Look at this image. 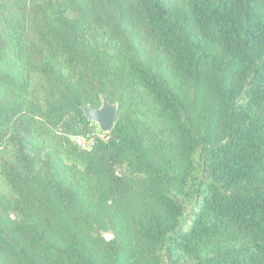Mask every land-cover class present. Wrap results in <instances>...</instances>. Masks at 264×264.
Instances as JSON below:
<instances>
[{"label": "trees", "instance_id": "16d2710c", "mask_svg": "<svg viewBox=\"0 0 264 264\" xmlns=\"http://www.w3.org/2000/svg\"><path fill=\"white\" fill-rule=\"evenodd\" d=\"M0 264H264V0H0Z\"/></svg>", "mask_w": 264, "mask_h": 264}, {"label": "water", "instance_id": "95a60500", "mask_svg": "<svg viewBox=\"0 0 264 264\" xmlns=\"http://www.w3.org/2000/svg\"><path fill=\"white\" fill-rule=\"evenodd\" d=\"M83 116L98 126V129L105 134H109L118 119V104H111L106 96L101 97V105L98 109L91 106L82 109ZM105 240H111L112 235L106 234Z\"/></svg>", "mask_w": 264, "mask_h": 264}, {"label": "built area", "instance_id": "2783aa9c", "mask_svg": "<svg viewBox=\"0 0 264 264\" xmlns=\"http://www.w3.org/2000/svg\"><path fill=\"white\" fill-rule=\"evenodd\" d=\"M74 143L83 150H89L92 145L100 140L102 142H106L108 140V134L102 133L98 128L88 136V139H84L80 136L75 137Z\"/></svg>", "mask_w": 264, "mask_h": 264}, {"label": "rangeland", "instance_id": "374dc122", "mask_svg": "<svg viewBox=\"0 0 264 264\" xmlns=\"http://www.w3.org/2000/svg\"><path fill=\"white\" fill-rule=\"evenodd\" d=\"M27 30H28V35H29V36H32L33 28H32L29 24H27ZM90 127H93V128H94L93 130H96V129L98 128V126L95 125L94 123H91V124H90ZM55 135H56L57 137H61L62 134H60V133H55ZM71 140H73V139L71 138ZM74 141H75V140H73V142H74ZM79 149H80V150H83V149H81L80 147H79ZM63 150H65L66 153L63 152L62 157L64 158V160H65L66 162L69 163V162L71 161V159H70V156H68V154H67L68 148H64V147H63Z\"/></svg>", "mask_w": 264, "mask_h": 264}]
</instances>
